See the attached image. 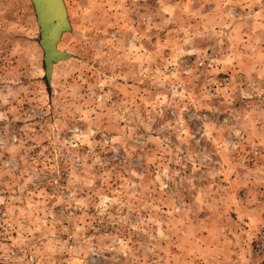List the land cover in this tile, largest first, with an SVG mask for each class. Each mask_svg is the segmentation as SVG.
<instances>
[{
	"label": "rangeland",
	"instance_id": "rangeland-1",
	"mask_svg": "<svg viewBox=\"0 0 264 264\" xmlns=\"http://www.w3.org/2000/svg\"><path fill=\"white\" fill-rule=\"evenodd\" d=\"M0 0V264H264V0Z\"/></svg>",
	"mask_w": 264,
	"mask_h": 264
},
{
	"label": "water",
	"instance_id": "water-1",
	"mask_svg": "<svg viewBox=\"0 0 264 264\" xmlns=\"http://www.w3.org/2000/svg\"><path fill=\"white\" fill-rule=\"evenodd\" d=\"M40 26V43L45 52L44 65L50 79L52 65L70 57L58 51L62 32L67 29L66 13L62 0H31Z\"/></svg>",
	"mask_w": 264,
	"mask_h": 264
},
{
	"label": "built area",
	"instance_id": "built-area-1",
	"mask_svg": "<svg viewBox=\"0 0 264 264\" xmlns=\"http://www.w3.org/2000/svg\"><path fill=\"white\" fill-rule=\"evenodd\" d=\"M256 255L264 254V228H262L254 237Z\"/></svg>",
	"mask_w": 264,
	"mask_h": 264
}]
</instances>
